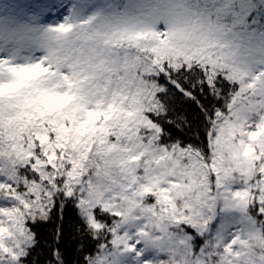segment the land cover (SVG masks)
<instances>
[{
	"label": "snow or ice",
	"instance_id": "snow-or-ice-1",
	"mask_svg": "<svg viewBox=\"0 0 264 264\" xmlns=\"http://www.w3.org/2000/svg\"><path fill=\"white\" fill-rule=\"evenodd\" d=\"M87 7L0 2V264L57 201L90 264H264V0Z\"/></svg>",
	"mask_w": 264,
	"mask_h": 264
},
{
	"label": "trees",
	"instance_id": "trees-1",
	"mask_svg": "<svg viewBox=\"0 0 264 264\" xmlns=\"http://www.w3.org/2000/svg\"><path fill=\"white\" fill-rule=\"evenodd\" d=\"M122 0H114L113 3L120 4ZM85 13V11H84ZM264 22V19H262ZM32 230L37 234L39 241L38 253L33 254L29 259L33 264H90L101 252L100 241H93L92 234L85 231V225L80 214L74 210V205L69 207L64 204L52 209L51 219L48 221L38 220L30 224ZM59 249V256L53 258L52 251Z\"/></svg>",
	"mask_w": 264,
	"mask_h": 264
},
{
	"label": "rangeland",
	"instance_id": "rangeland-1",
	"mask_svg": "<svg viewBox=\"0 0 264 264\" xmlns=\"http://www.w3.org/2000/svg\"><path fill=\"white\" fill-rule=\"evenodd\" d=\"M114 0H88V7L85 9L84 15H90L96 11H104L105 13H111L123 10L128 4L129 0H122L120 4L113 3ZM3 2V0H0ZM23 3L38 4L43 0H20Z\"/></svg>",
	"mask_w": 264,
	"mask_h": 264
}]
</instances>
